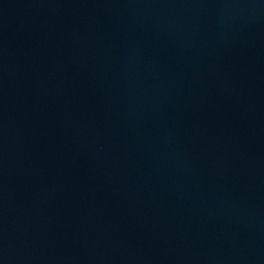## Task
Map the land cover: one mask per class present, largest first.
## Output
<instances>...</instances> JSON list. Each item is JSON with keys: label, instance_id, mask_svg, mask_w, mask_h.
<instances>
[{"label": "water", "instance_id": "1", "mask_svg": "<svg viewBox=\"0 0 264 264\" xmlns=\"http://www.w3.org/2000/svg\"><path fill=\"white\" fill-rule=\"evenodd\" d=\"M0 264H264V0H0Z\"/></svg>", "mask_w": 264, "mask_h": 264}]
</instances>
